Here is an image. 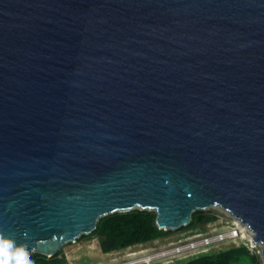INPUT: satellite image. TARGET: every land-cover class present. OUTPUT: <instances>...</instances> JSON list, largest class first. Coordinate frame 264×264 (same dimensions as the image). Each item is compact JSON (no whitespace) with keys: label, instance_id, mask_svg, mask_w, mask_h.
<instances>
[{"label":"water","instance_id":"1","mask_svg":"<svg viewBox=\"0 0 264 264\" xmlns=\"http://www.w3.org/2000/svg\"><path fill=\"white\" fill-rule=\"evenodd\" d=\"M210 207L264 264V0H0V257Z\"/></svg>","mask_w":264,"mask_h":264},{"label":"trees","instance_id":"2","mask_svg":"<svg viewBox=\"0 0 264 264\" xmlns=\"http://www.w3.org/2000/svg\"><path fill=\"white\" fill-rule=\"evenodd\" d=\"M216 214L213 211L196 210L191 214L190 222L183 227L176 229L178 232L191 230L202 223L214 222ZM170 230H159L155 225V213L147 210H130L116 212L101 217L96 222V227L91 234L99 239V247L102 253H110L120 250L133 244H148L152 241L165 237ZM84 236V235H81ZM16 252L15 255H18ZM59 253L53 255L55 258ZM27 259L32 264H60L59 261L46 260L44 255L32 253L27 254ZM4 256L0 257V261ZM259 258L250 254L243 245H231L228 249L219 250L200 255L189 259L183 264H258Z\"/></svg>","mask_w":264,"mask_h":264},{"label":"rangeland","instance_id":"3","mask_svg":"<svg viewBox=\"0 0 264 264\" xmlns=\"http://www.w3.org/2000/svg\"><path fill=\"white\" fill-rule=\"evenodd\" d=\"M208 210L215 212L217 218L214 222L202 223L191 230L182 232L170 230L171 232H169L167 236L158 238L148 244H133L120 250L104 254L100 250L98 237L89 233L84 236H79L77 239H75L74 242H67L63 244L57 252L59 254L55 258H52L53 256L45 257L46 260L59 261L60 264H114L117 262L126 261L125 253L128 251H137L140 248H153V250H151L153 253L159 252L160 248L165 246L168 242L175 240L177 241L178 239L183 238H189L192 234L196 233L205 234L212 231H220L231 226L232 222L236 220L232 215L219 207H210L202 211ZM242 233L244 235H249L247 234L248 231L245 229L242 231ZM249 244L250 243H247L248 247L251 246H249ZM230 246L231 245H221L217 248L212 249L211 252L225 250ZM247 250L250 254H255L258 256V264H263V259L260 254L261 246L259 244H254V247H251V249L247 248ZM189 259L191 258L172 259V261L169 262V260L161 258L153 260L149 264H183Z\"/></svg>","mask_w":264,"mask_h":264},{"label":"built area","instance_id":"4","mask_svg":"<svg viewBox=\"0 0 264 264\" xmlns=\"http://www.w3.org/2000/svg\"><path fill=\"white\" fill-rule=\"evenodd\" d=\"M242 226L239 221L235 220L232 225L220 231H212L209 233L192 234L189 238L178 239L177 241L168 242L160 248L159 252H152L153 248H140L137 251H128L125 253L126 261L114 264H149L153 260L195 258L206 254L214 248L221 245H243L251 249L254 247L252 243V233L247 229L249 235L242 233ZM247 243H250L248 247ZM151 252V253H150Z\"/></svg>","mask_w":264,"mask_h":264},{"label":"clouds","instance_id":"5","mask_svg":"<svg viewBox=\"0 0 264 264\" xmlns=\"http://www.w3.org/2000/svg\"><path fill=\"white\" fill-rule=\"evenodd\" d=\"M2 246V245H0ZM17 252L15 248L7 247L3 249L4 260L0 261V264H32L30 260L27 259V254L20 250L18 255H15V258L12 257Z\"/></svg>","mask_w":264,"mask_h":264},{"label":"bare ground","instance_id":"6","mask_svg":"<svg viewBox=\"0 0 264 264\" xmlns=\"http://www.w3.org/2000/svg\"><path fill=\"white\" fill-rule=\"evenodd\" d=\"M244 229L247 230L245 227L243 228V230H244ZM243 230H242V231H243ZM248 233H249V232H248Z\"/></svg>","mask_w":264,"mask_h":264}]
</instances>
